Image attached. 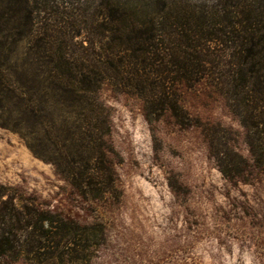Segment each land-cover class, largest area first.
<instances>
[{"label":"rangeland","instance_id":"rangeland-1","mask_svg":"<svg viewBox=\"0 0 264 264\" xmlns=\"http://www.w3.org/2000/svg\"><path fill=\"white\" fill-rule=\"evenodd\" d=\"M100 1L0 0L1 70L16 83L0 107L3 198L11 195L17 207L34 201L88 228L95 246L67 245L46 264H264V168L251 169L246 182L227 179L201 129L182 128L169 114L148 123L141 101L110 84L100 85L97 97L110 115L107 157L116 196L84 199L65 178L71 164L93 168L96 143L86 137L84 102L71 104L53 89L44 48L57 41L75 48L79 61L89 40L103 45L89 35ZM109 1L149 14L165 6L209 8L216 23L231 3L264 10V0ZM179 105L251 164L243 127L206 80L180 91ZM0 264L33 263L0 258Z\"/></svg>","mask_w":264,"mask_h":264},{"label":"trees","instance_id":"trees-1","mask_svg":"<svg viewBox=\"0 0 264 264\" xmlns=\"http://www.w3.org/2000/svg\"><path fill=\"white\" fill-rule=\"evenodd\" d=\"M227 7L230 11L224 13L221 24L209 8L196 10L185 4L149 14L127 3L103 0L91 13L89 31L90 38H103V45L96 47L89 40L86 48L81 47L86 55L78 61L75 48L57 41L46 44V72L53 89L71 98V104L84 102L86 137L92 145L96 143L93 168L84 172L71 164L65 172L82 198L97 202L107 194L116 196L117 191L107 157L110 115L97 97L104 83L116 93L139 99L148 123L169 114L182 128L201 129L227 179L246 182L251 169L264 168V93L260 88L264 84V10L256 14L244 3ZM1 68L0 63V107L16 84L5 78ZM203 79L226 97L228 108L237 116L251 164L220 139L212 126L193 119L179 105L180 91ZM4 192L0 187L1 259L46 264L54 256L61 257L67 245L95 246L87 227L34 201L17 207L11 195L3 198ZM41 256L46 259L41 261Z\"/></svg>","mask_w":264,"mask_h":264}]
</instances>
